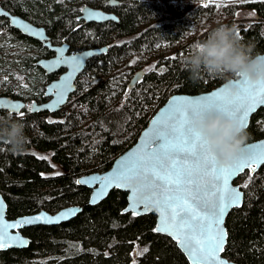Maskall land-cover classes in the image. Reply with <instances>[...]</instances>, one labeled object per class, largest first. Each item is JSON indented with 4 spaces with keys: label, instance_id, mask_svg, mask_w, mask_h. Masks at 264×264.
<instances>
[{
    "label": "trees",
    "instance_id": "trees-1",
    "mask_svg": "<svg viewBox=\"0 0 264 264\" xmlns=\"http://www.w3.org/2000/svg\"><path fill=\"white\" fill-rule=\"evenodd\" d=\"M119 1L0 0L12 14L44 26L53 44L68 42L74 52L108 48L89 61L66 111L0 114V137L7 141H0V193L8 218L83 206L69 222L22 230L29 246L0 251V264H190L174 241L156 232L154 213H124L128 193L114 189L92 206L91 190L77 181L109 170L170 96L209 92L264 54V0ZM87 5L113 11L119 21L85 24L79 17ZM45 57L51 52L42 43L0 17V85L22 75L32 83L27 94L13 97L44 101L47 82L57 78L37 65ZM263 138L260 109L233 145ZM236 183L245 197L227 218L224 256L264 264V165Z\"/></svg>",
    "mask_w": 264,
    "mask_h": 264
},
{
    "label": "water",
    "instance_id": "water-1",
    "mask_svg": "<svg viewBox=\"0 0 264 264\" xmlns=\"http://www.w3.org/2000/svg\"><path fill=\"white\" fill-rule=\"evenodd\" d=\"M119 0H110L111 6ZM0 17L24 35L56 54L37 65L60 76L46 85L44 103H31L32 114L66 111L77 81L90 60L107 47L72 52L70 44L53 45L44 26L12 14L0 6ZM85 24L118 22L119 16L92 6L80 15ZM144 76L138 71L130 86ZM22 99L0 95V111L19 114ZM264 109V54L246 63L237 77L200 94H174L153 115L137 142L103 173L80 177L77 183L91 190L89 205L104 201L112 190L128 193L124 213L156 215V232L169 237L190 264H239L224 256L228 244L227 218L243 206L244 191L237 180L255 174L264 165V138L234 146V140ZM0 141L7 142L0 137ZM83 206H68L55 213L47 210L10 219L0 193V251L24 249L31 242L22 230L69 222Z\"/></svg>",
    "mask_w": 264,
    "mask_h": 264
},
{
    "label": "rangeland",
    "instance_id": "rangeland-1",
    "mask_svg": "<svg viewBox=\"0 0 264 264\" xmlns=\"http://www.w3.org/2000/svg\"><path fill=\"white\" fill-rule=\"evenodd\" d=\"M158 1H162V2H183V3H187V4H195V3H199L201 0H158ZM225 1H233V0H222V2ZM84 22V21H83ZM62 43L59 44H53V45H61ZM19 53L16 52V55H18ZM13 56V55H12ZM140 70H145V68L140 69ZM139 70V71H140ZM138 72V70H137ZM135 72L133 74V76L137 73ZM60 73H57L56 77H59ZM49 83V82H47ZM14 85V87L12 86ZM32 85V83H30V81H28V77L27 76H17V78H11L7 81L6 84H2L0 85V95H3V92L8 89V88H12V93H21V94H27L28 91L30 90V86ZM10 95V94H9ZM11 96V95H10ZM58 172H60L59 170H57Z\"/></svg>",
    "mask_w": 264,
    "mask_h": 264
},
{
    "label": "flooded vegetation",
    "instance_id": "flooded-vegetation-1",
    "mask_svg": "<svg viewBox=\"0 0 264 264\" xmlns=\"http://www.w3.org/2000/svg\"><path fill=\"white\" fill-rule=\"evenodd\" d=\"M45 47V46H44ZM47 48V47H46ZM48 49V48H47ZM49 50V49H48ZM50 51V50H49ZM51 52V51H50ZM72 52H74V51H72ZM56 53L55 52H51V57H53L54 55H55ZM46 58V57H45ZM47 58H50V57H47ZM45 73V72H44ZM46 74V73H45ZM57 74V73H56ZM60 74H61V72H60ZM60 74H59V76H60ZM52 75H55V74H52ZM52 75H47V76H52ZM58 78V77H57ZM56 78V79H57ZM55 80V79H54ZM53 81V80H52ZM51 81V82H52ZM50 83V82H49ZM48 83V84H49ZM12 86V85H11ZM12 87H14V85L12 86ZM46 87V86H45ZM11 96H10V95ZM3 96H10V97H12V98H15V99H22V100H24L25 102H26V104H27V106H26V108H24V110L22 111V112H20L19 114H15V115H20V114H22V113H24L26 110H30V106H31V103L32 102H34V100H31V101H27V99H25V98H21V97H13L12 96V94L11 93H9V92H3ZM43 99H44V101H42V102H38V103H44V102H46L47 100H48V98H45L44 96H43ZM1 113H7V114H11V113H9L8 111H0V114ZM49 114V113H48ZM12 115V114H11Z\"/></svg>",
    "mask_w": 264,
    "mask_h": 264
}]
</instances>
